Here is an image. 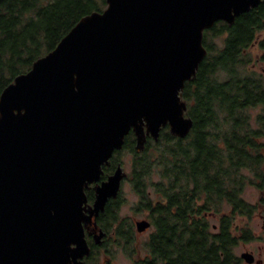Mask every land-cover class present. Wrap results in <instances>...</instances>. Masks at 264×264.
Returning a JSON list of instances; mask_svg holds the SVG:
<instances>
[{
    "label": "water",
    "instance_id": "obj_1",
    "mask_svg": "<svg viewBox=\"0 0 264 264\" xmlns=\"http://www.w3.org/2000/svg\"><path fill=\"white\" fill-rule=\"evenodd\" d=\"M261 1L106 0L4 88L0 264H83L84 222L119 194L127 175L119 163L102 179L104 166L131 131L138 150L165 127L190 133L194 119L181 92L208 53L204 31L219 20L233 24ZM150 225L136 222L140 232ZM240 257L263 263L250 250Z\"/></svg>",
    "mask_w": 264,
    "mask_h": 264
},
{
    "label": "trees",
    "instance_id": "obj_2",
    "mask_svg": "<svg viewBox=\"0 0 264 264\" xmlns=\"http://www.w3.org/2000/svg\"><path fill=\"white\" fill-rule=\"evenodd\" d=\"M106 7V0H0V95L82 16ZM204 44L208 53L181 92L194 119L190 133L182 138L165 127L138 150L131 131L104 166L106 176L120 154L132 155L135 209L150 211L156 231L132 250L123 239L133 224L118 216L109 226L115 245L150 247L156 264H242L236 247L257 238L255 214L264 221V0L233 24L219 20L206 29ZM255 49L263 54L254 57ZM249 185L260 192L255 203L244 197ZM118 200L106 211L113 214Z\"/></svg>",
    "mask_w": 264,
    "mask_h": 264
},
{
    "label": "flooded vegetation",
    "instance_id": "obj_3",
    "mask_svg": "<svg viewBox=\"0 0 264 264\" xmlns=\"http://www.w3.org/2000/svg\"><path fill=\"white\" fill-rule=\"evenodd\" d=\"M117 166L118 165L115 166L114 170L116 169ZM114 170L106 174V176L103 175L102 179L107 178V176L110 173L114 172ZM98 183H93L90 186V188L86 190L87 196H88V206H91L94 204V201L96 198L95 186ZM121 189H122V185H121ZM121 189L119 191V194L116 197L110 198L108 200L110 201L111 199H113L116 201L119 199L118 200L119 203L116 205L117 210L113 209V212H112L113 214H111V212L106 211V207L108 203L107 201L104 210L99 211L98 214H93L92 218L88 222L86 223L84 222L85 237L90 246V253L78 259V260H82L83 264H113L111 262V256H112V253H114V250H113L115 249L114 247L121 249V251L124 254V257H126L127 261L130 264H140V262L141 264H156V261L154 260V253L150 247L148 248L147 246L146 247L144 246L143 248L140 246L139 250H137L136 252L135 251L131 252L130 250H125L123 248H120V246H117V245L112 246L114 241L116 240L117 231L110 229L109 225L111 224V220H110L111 217H116L118 219V216H119L121 218H125L129 220L133 224V233L132 235L129 236L130 237L129 240L123 239L125 242L129 241V244H130L129 246L130 248H132V250L134 248L136 249V243L138 240L137 236L139 237L140 233H148V236L146 237V240H145L146 242L151 239V236H153V234L156 231V225L154 224L153 217L149 215L150 211L144 213L143 217L141 218L135 217L134 219L131 218L130 214L123 215L121 213L122 212L121 208L124 203L123 199L121 198V194H120ZM90 213L91 212L89 210H86V214H90ZM140 219H148L151 223V225L148 228H146L144 231H141V232L137 230V226H136L137 220H140ZM116 224L118 223L114 222L113 226H116ZM73 263H74L73 258H71V260L67 264H73ZM252 264H256V263H252Z\"/></svg>",
    "mask_w": 264,
    "mask_h": 264
},
{
    "label": "rangeland",
    "instance_id": "obj_4",
    "mask_svg": "<svg viewBox=\"0 0 264 264\" xmlns=\"http://www.w3.org/2000/svg\"><path fill=\"white\" fill-rule=\"evenodd\" d=\"M254 57H258L259 55L263 54L262 50L255 49L252 52ZM261 67L264 69V60L258 61V67ZM256 109L254 113H257ZM120 159H121V164L126 171L127 175L122 183V189H121V198L123 199V205H122V214L123 215H131V218H141L144 216V213H140L135 210V206L138 202L139 196L136 194L134 186L131 182V170H132V155L125 151L122 154H120ZM244 197L250 201V202H257L258 198L260 197V192L259 190L252 185H249L246 187L244 191ZM211 223L215 224L217 222L215 217L210 218ZM263 218L259 214H255L254 219H253V227L255 230V233L257 235V238L249 241V242H241L237 247H236V253L238 255L241 254L242 251L245 250H250L254 252L256 257H262L264 258V228H263ZM148 236V233H140L139 237L137 236L138 242H143L146 240V237ZM112 246H116L114 243ZM114 253H112L111 256V262L113 264H130L126 257H124L123 252L121 249H118L114 247ZM242 264H250L247 263L246 261H243Z\"/></svg>",
    "mask_w": 264,
    "mask_h": 264
}]
</instances>
